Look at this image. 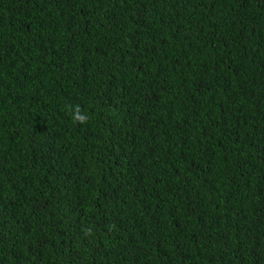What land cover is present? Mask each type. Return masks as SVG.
<instances>
[{
  "label": "trees",
  "instance_id": "obj_1",
  "mask_svg": "<svg viewBox=\"0 0 264 264\" xmlns=\"http://www.w3.org/2000/svg\"><path fill=\"white\" fill-rule=\"evenodd\" d=\"M0 264H264V0H0Z\"/></svg>",
  "mask_w": 264,
  "mask_h": 264
},
{
  "label": "clouds",
  "instance_id": "obj_2",
  "mask_svg": "<svg viewBox=\"0 0 264 264\" xmlns=\"http://www.w3.org/2000/svg\"><path fill=\"white\" fill-rule=\"evenodd\" d=\"M72 112V119L75 122H78L80 124H84L88 120V116L82 112V109L79 105H76L74 108L71 109Z\"/></svg>",
  "mask_w": 264,
  "mask_h": 264
}]
</instances>
